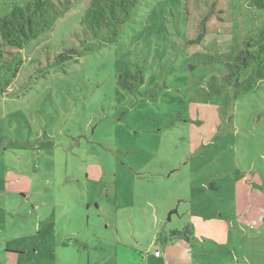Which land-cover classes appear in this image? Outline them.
<instances>
[{
	"label": "rangeland",
	"instance_id": "rangeland-1",
	"mask_svg": "<svg viewBox=\"0 0 264 264\" xmlns=\"http://www.w3.org/2000/svg\"><path fill=\"white\" fill-rule=\"evenodd\" d=\"M20 1L0 0V11ZM69 1L23 49L0 100V264H88L86 249L51 234L70 223L90 244L107 242L110 212L119 238L163 251L148 264H264V79L237 97L209 89L264 11L248 0H141L117 40L59 67L56 56L88 35L89 0ZM137 70L139 90L118 84ZM187 223L190 240L166 259L161 235ZM15 248L23 254L3 255Z\"/></svg>",
	"mask_w": 264,
	"mask_h": 264
},
{
	"label": "trees",
	"instance_id": "trees-1",
	"mask_svg": "<svg viewBox=\"0 0 264 264\" xmlns=\"http://www.w3.org/2000/svg\"><path fill=\"white\" fill-rule=\"evenodd\" d=\"M140 1L89 0L81 18V23L88 33L81 39L82 48L66 49L56 56L51 64L63 67L84 52L98 50L105 44L117 40L123 25L133 18L135 8ZM248 3L250 7L264 11V0H248ZM9 7L0 11V100L11 93V85L24 65L23 49L33 40L53 29L59 17L70 9V1L23 0ZM215 28L210 26L211 31ZM263 79L264 27H261L253 33H246L232 59L225 62V71L211 76L209 89L213 93L220 94L225 86H232L237 97L243 90L256 88ZM145 80L144 73L137 70L134 73H120L118 84L134 92L139 90ZM3 141L4 136L0 132V143ZM192 230L190 223H187L181 229L169 230L165 236L161 235V238L165 242L179 239L189 241Z\"/></svg>",
	"mask_w": 264,
	"mask_h": 264
},
{
	"label": "crops",
	"instance_id": "crops-1",
	"mask_svg": "<svg viewBox=\"0 0 264 264\" xmlns=\"http://www.w3.org/2000/svg\"><path fill=\"white\" fill-rule=\"evenodd\" d=\"M87 208L91 206V202L87 203ZM96 207L99 209L101 208L98 204V201H95ZM103 209V208H101ZM106 212L104 210V215H106ZM63 214L59 216V218H62ZM89 217L86 218L88 221ZM119 219L118 215L116 213H109V215L106 217L104 229H109V236H107V242H98L95 243L96 245L90 244L87 240H85V237H79L77 235L78 232H80V228H72V224L67 223V226L63 227L62 233L59 235L58 232L52 233L51 235L55 237L56 242L59 244V246L63 248H75L78 249V251L81 248H84L87 250L86 254V260L88 264H90V259L93 257V259H97V262L99 264H148V262L152 261V258H158L161 259L163 257V251H161L159 248H155L153 251L150 250L148 253L143 252L142 242H133L128 237L121 235L119 238L118 234L113 231L112 226L116 224L117 220ZM74 217H70L69 219H65V222L73 221ZM2 222L0 221V224ZM88 224V223H87ZM157 225L159 228H163L164 224L162 222L158 223ZM168 232V231H167ZM166 233V231H165ZM79 243H77V242ZM187 242L179 239L174 240L172 242H166L167 247L165 254L166 259L176 260V250L179 247H184ZM57 246V245H56ZM94 252H92V249ZM159 249L161 251L160 255H155V251ZM79 253H81L79 251ZM21 255L23 254V250L21 248H15L14 250L7 249L4 251L5 257H10L13 255ZM72 254V253H71ZM16 255V256H17ZM173 255L175 257H173ZM81 258H83L81 256ZM161 262V261H160ZM184 262V261H183ZM97 264V263H94ZM184 264V263H182Z\"/></svg>",
	"mask_w": 264,
	"mask_h": 264
},
{
	"label": "built area",
	"instance_id": "built-area-1",
	"mask_svg": "<svg viewBox=\"0 0 264 264\" xmlns=\"http://www.w3.org/2000/svg\"><path fill=\"white\" fill-rule=\"evenodd\" d=\"M161 254V251L160 250H156L155 251V255H160Z\"/></svg>",
	"mask_w": 264,
	"mask_h": 264
}]
</instances>
